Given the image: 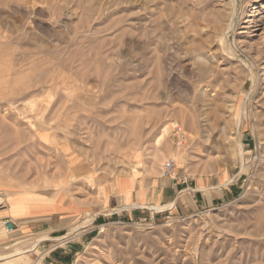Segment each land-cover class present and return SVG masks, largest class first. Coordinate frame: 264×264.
Instances as JSON below:
<instances>
[{"label": "rangeland", "instance_id": "rangeland-1", "mask_svg": "<svg viewBox=\"0 0 264 264\" xmlns=\"http://www.w3.org/2000/svg\"><path fill=\"white\" fill-rule=\"evenodd\" d=\"M167 158L219 199L88 207ZM62 241V264H264V0H0V264Z\"/></svg>", "mask_w": 264, "mask_h": 264}, {"label": "crops", "instance_id": "crops-1", "mask_svg": "<svg viewBox=\"0 0 264 264\" xmlns=\"http://www.w3.org/2000/svg\"><path fill=\"white\" fill-rule=\"evenodd\" d=\"M183 182L174 181L171 178H161L160 174L158 179L154 178L152 172L140 173L139 170H131L125 174H119L115 177L109 178L108 176L97 177L96 180V196L88 201H91V204H88V207H94L97 209H102L107 206L110 208L114 207L118 209L119 206L124 204L132 203H143V204H168L174 202V206L185 203L187 195H190L193 204H190L191 207H196L197 203L204 202L206 204L211 203L214 200H218L220 194H216L213 198H206L202 193L199 195L196 194H187L188 188H184ZM192 190V189H191ZM231 193V191L225 190L224 195ZM98 196V198H97ZM196 196V199H193ZM21 200V201H20ZM26 198H19L18 201L24 203ZM34 200L37 203L40 201L46 200L56 208L57 202L55 199H47L43 196H34ZM26 203V202H25ZM53 208V207H52ZM138 208L131 206L128 208H122L123 211H127V214L133 216V214L138 213ZM146 208V207H143ZM50 210V208H49ZM47 212V211H46ZM59 216V212H54ZM143 213V212H140ZM42 212L36 213H24V210H19L12 214L8 209L4 214L5 218H9L11 221L23 220L24 218L34 219L32 221L41 222L42 221ZM42 216V217H40ZM71 246L65 241L60 242L52 256H48V262L46 264H62L68 258L69 253L72 252Z\"/></svg>", "mask_w": 264, "mask_h": 264}, {"label": "built area", "instance_id": "built-area-1", "mask_svg": "<svg viewBox=\"0 0 264 264\" xmlns=\"http://www.w3.org/2000/svg\"><path fill=\"white\" fill-rule=\"evenodd\" d=\"M174 167H175V160L173 158H167L163 162L161 169H160L161 178H171L172 180H174L176 182V178H172ZM6 223H7V221H4L3 225L5 226ZM12 228H13V226H12Z\"/></svg>", "mask_w": 264, "mask_h": 264}, {"label": "bare ground", "instance_id": "bare-ground-1", "mask_svg": "<svg viewBox=\"0 0 264 264\" xmlns=\"http://www.w3.org/2000/svg\"><path fill=\"white\" fill-rule=\"evenodd\" d=\"M169 130H170V129H169ZM166 132H167V129L164 130L162 134L164 135ZM27 213H29V212L27 211ZM6 224H7V223H6ZM5 231H6V232H9V233H13V232H14L13 229H8L6 226H5Z\"/></svg>", "mask_w": 264, "mask_h": 264}, {"label": "water", "instance_id": "water-1", "mask_svg": "<svg viewBox=\"0 0 264 264\" xmlns=\"http://www.w3.org/2000/svg\"><path fill=\"white\" fill-rule=\"evenodd\" d=\"M6 227H7L8 229H11V228H12V224L8 222V223L6 224Z\"/></svg>", "mask_w": 264, "mask_h": 264}]
</instances>
